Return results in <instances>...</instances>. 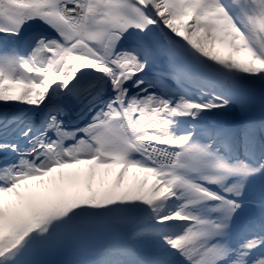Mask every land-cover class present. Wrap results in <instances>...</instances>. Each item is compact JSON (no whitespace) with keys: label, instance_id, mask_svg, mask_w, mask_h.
I'll return each mask as SVG.
<instances>
[{"label":"snow or ice","instance_id":"obj_1","mask_svg":"<svg viewBox=\"0 0 264 264\" xmlns=\"http://www.w3.org/2000/svg\"><path fill=\"white\" fill-rule=\"evenodd\" d=\"M0 264H264V0H0Z\"/></svg>","mask_w":264,"mask_h":264},{"label":"bare ground","instance_id":"obj_2","mask_svg":"<svg viewBox=\"0 0 264 264\" xmlns=\"http://www.w3.org/2000/svg\"><path fill=\"white\" fill-rule=\"evenodd\" d=\"M221 51H222V54H226V53L223 52V50H221ZM241 59H244V58L241 57ZM117 170H118V168L115 167V168H113L111 170H108V171H106L104 173V178H105L106 184L107 183H111L115 179ZM98 178H99V173H97V176L94 178V183H95L96 180H98ZM127 179H128V176L125 177L126 181H127ZM132 180H133V177H131V181Z\"/></svg>","mask_w":264,"mask_h":264},{"label":"rangeland","instance_id":"obj_3","mask_svg":"<svg viewBox=\"0 0 264 264\" xmlns=\"http://www.w3.org/2000/svg\"><path fill=\"white\" fill-rule=\"evenodd\" d=\"M117 168H119V167H117ZM130 173H131V172H130ZM130 173H129V175H128V179H127L128 182L131 181V177H132V175H130Z\"/></svg>","mask_w":264,"mask_h":264}]
</instances>
